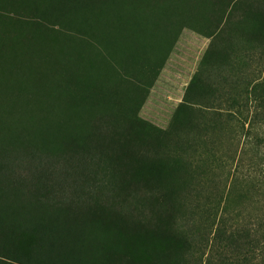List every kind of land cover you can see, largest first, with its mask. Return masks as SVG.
<instances>
[{
  "label": "trees",
  "instance_id": "obj_1",
  "mask_svg": "<svg viewBox=\"0 0 264 264\" xmlns=\"http://www.w3.org/2000/svg\"><path fill=\"white\" fill-rule=\"evenodd\" d=\"M183 28L209 44L160 129L136 114ZM255 53L264 0H0V264H264Z\"/></svg>",
  "mask_w": 264,
  "mask_h": 264
},
{
  "label": "crops",
  "instance_id": "obj_2",
  "mask_svg": "<svg viewBox=\"0 0 264 264\" xmlns=\"http://www.w3.org/2000/svg\"><path fill=\"white\" fill-rule=\"evenodd\" d=\"M208 44V38L190 29L183 28L180 31L156 82L157 91L171 90L170 104L174 108L180 102L184 88L195 72ZM153 90L156 92L155 89ZM165 123V121H159L157 126L164 128Z\"/></svg>",
  "mask_w": 264,
  "mask_h": 264
},
{
  "label": "rangeland",
  "instance_id": "obj_3",
  "mask_svg": "<svg viewBox=\"0 0 264 264\" xmlns=\"http://www.w3.org/2000/svg\"><path fill=\"white\" fill-rule=\"evenodd\" d=\"M160 3V7H159V13L160 15H156V20L154 22V27L152 26V31H159L162 29V26L164 25L163 24V20L165 19V16L167 13H169L168 11V5L166 4V1L164 2H158V4ZM257 53V52H256ZM256 53L254 54V57L252 59L251 62H249V65H247V67H245V70L242 69L240 70L239 72L241 73V75H246L248 78H252L254 80H259L261 79L262 77H264V65L263 66H259L257 61H256ZM258 66L260 67V69H258ZM237 73V75H239L240 73ZM217 71H213L211 73H206L207 75L210 76V79H214L216 78L217 76ZM230 72L226 70H223V72L220 74V75H224V74H229ZM233 74V73H231ZM157 78H158V75L157 77L155 78L152 86L150 87V89L148 90L147 92V95L141 105V107L138 109V112H137V117L141 118L142 120L146 121V122H149L150 124L157 126V124H159V121L158 119H156L154 117V114L152 112V108L155 107L156 105H158L157 101L158 98H157V90H156V82H157ZM156 92H154V90ZM174 107L169 104V106L167 107L166 109V112L163 114V121H165V126L164 128H160V129H165L168 125V122L170 120V117L174 111L173 109ZM223 108V107H222ZM161 125V124H160ZM225 136L222 138L221 140V144H222V148H226L228 150H232V148H235V144H234V141L237 140V137L238 136H235L233 135V133L231 132L232 130L231 129H225ZM261 131L264 132V127L261 128ZM261 152V150H260ZM243 157L245 160H252L254 162H259L258 161V158H260V153H259V150L257 149H254V147H247L246 150H245V153H243ZM259 202V201H258ZM256 203V205L254 207H248V212L250 211L251 213H255L256 215H260V212L261 214H264V212L259 209V203ZM252 208H255V209H252ZM261 210V211H260Z\"/></svg>",
  "mask_w": 264,
  "mask_h": 264
}]
</instances>
